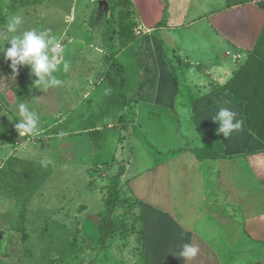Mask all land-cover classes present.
Wrapping results in <instances>:
<instances>
[{"label":"crops","instance_id":"obj_1","mask_svg":"<svg viewBox=\"0 0 264 264\" xmlns=\"http://www.w3.org/2000/svg\"><path fill=\"white\" fill-rule=\"evenodd\" d=\"M127 1L131 34L115 58L126 65L123 55L134 57V89L121 105L107 104V92L99 102L105 74L92 92L78 93L79 100L65 98L45 128L32 135L42 138L40 143L69 136L56 134L59 126L72 121L79 106L95 108L99 113H81L72 121L92 126L72 134L80 139L83 163H55L51 150L25 156L20 142L13 144L9 135L3 141L11 142L14 158L50 166L49 178L56 173L71 177L70 171L90 174L96 167L95 179L103 180L121 171L120 185L138 201L143 264H264V145L245 129L241 107L215 92L249 60L264 68V0ZM88 78L94 81L100 75ZM15 90L11 94L17 100ZM182 92L190 94L189 104L178 101ZM221 109L236 113L233 124L241 121V128L227 139L217 132L221 123L213 120ZM178 110L188 116L194 145L151 159L135 129L143 134L145 127L157 123L174 125ZM105 122L114 132L115 153L101 161L107 137L98 127ZM18 136L20 147L26 145L27 134ZM214 137L224 157L197 159L190 150H200ZM185 244L198 248L195 258L179 255Z\"/></svg>","mask_w":264,"mask_h":264},{"label":"rangeland","instance_id":"obj_2","mask_svg":"<svg viewBox=\"0 0 264 264\" xmlns=\"http://www.w3.org/2000/svg\"><path fill=\"white\" fill-rule=\"evenodd\" d=\"M129 9L127 0H0V33H6L9 17L20 16L22 24L17 33L8 34L9 37L30 29L48 31L60 39L64 46L62 61L69 64L66 73L51 74L63 81L60 86L37 88L34 82L39 78L31 65L17 64V71L13 72L12 60L6 58L11 44L0 37V47L4 49L0 51V264H143L138 204L126 187L117 182L112 186L119 199L111 201L110 175L103 180L95 179L93 169L97 170L96 167L91 168L90 174L77 175L70 171L71 177L56 173L58 175L49 178L26 206L24 230L20 231L18 221L24 211L23 201L38 176L46 171L47 164L16 160L11 142L3 141L4 136L9 135L13 144L22 143L15 127L23 119L18 114L19 103L35 114L37 130L43 129L47 119L58 113L65 98L79 100L77 94L92 92L105 74L107 78L105 84L101 83L104 88L99 102H104L107 92V104H122L136 85L134 57L123 55L129 62L126 65L115 58L131 34L133 22ZM95 72L100 78L93 81L88 77ZM51 76L45 78L46 82ZM15 87L17 100L11 94ZM187 93L182 92L179 97L181 105L185 100L189 104L191 96ZM81 113L99 112L87 105L79 106L71 114V120L77 121ZM175 115L174 125L157 123L145 127L143 134L135 129L151 159H163L167 157L165 151L177 150L187 143L194 145L187 114L178 110ZM72 121L61 124L56 132L69 133V136L52 139L49 143H40L37 140L42 138L27 134L23 138L27 144L17 145L20 152L29 156L35 150L38 153L51 150L55 163L82 164L83 153L78 151L80 139L72 134L92 126ZM107 125L105 122L98 127L104 131L101 135L107 137L104 151L100 152L101 161L109 160L115 153L114 132ZM215 145V139L203 142L200 153L208 154L209 147ZM84 150L87 152L86 146ZM84 160L90 164L95 162L88 157ZM118 172L115 170V175ZM95 193L97 195H92ZM94 214L100 217L91 218Z\"/></svg>","mask_w":264,"mask_h":264},{"label":"clouds","instance_id":"obj_3","mask_svg":"<svg viewBox=\"0 0 264 264\" xmlns=\"http://www.w3.org/2000/svg\"><path fill=\"white\" fill-rule=\"evenodd\" d=\"M22 24V17L13 15L9 17L6 24V33H0L2 39H6L11 47L6 51V58L12 60V69L17 71V64H29L34 74L39 78L35 81V86L40 89H48L50 87L60 86L63 81L57 76H51L53 72L69 70V64L62 61L64 46L60 39L51 35L48 31L37 29L24 30L19 35L8 34L17 33ZM0 51H4L0 47ZM51 57V59L49 58ZM59 57V59L57 58ZM62 65V68H61ZM51 76L50 81L46 82L45 78ZM19 117L23 118L15 125L20 136L26 134H34L37 130V118L34 113L29 112L23 103L18 104ZM236 113L228 110H219L214 121H219L221 127L217 132H223L227 139L234 130L241 128V121L233 124V117ZM198 248L185 244L183 251L179 253L185 259H192L197 256Z\"/></svg>","mask_w":264,"mask_h":264},{"label":"trees","instance_id":"obj_4","mask_svg":"<svg viewBox=\"0 0 264 264\" xmlns=\"http://www.w3.org/2000/svg\"><path fill=\"white\" fill-rule=\"evenodd\" d=\"M215 92L225 95L229 100L241 107L245 129L253 138L259 140L264 145V68L261 65L254 66L252 61L249 60L225 86L216 88ZM15 94L17 96L16 90ZM213 139H215L216 145L209 147L208 154H201L200 150L195 149H191L190 151L199 160L205 158H223L224 156L220 155L221 142L219 138L214 137ZM16 160L20 161L19 159ZM46 168V171L38 176L37 183L32 187L28 197L23 201L22 210L24 211L18 221L20 231L24 230L26 206L51 175V167L46 165ZM120 175H122L121 171L109 178L111 184L108 191L110 200L113 202L118 200L119 196L112 185L113 182H117V185L120 184ZM134 201L138 204L135 198ZM98 217L100 216H91L93 219H97Z\"/></svg>","mask_w":264,"mask_h":264}]
</instances>
